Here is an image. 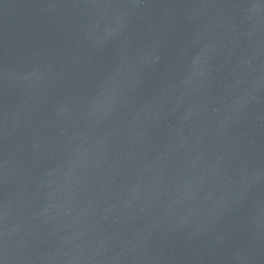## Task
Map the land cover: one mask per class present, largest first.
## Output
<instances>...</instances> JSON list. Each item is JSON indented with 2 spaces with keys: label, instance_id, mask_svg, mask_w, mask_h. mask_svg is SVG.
Segmentation results:
<instances>
[{
  "label": "water",
  "instance_id": "obj_1",
  "mask_svg": "<svg viewBox=\"0 0 264 264\" xmlns=\"http://www.w3.org/2000/svg\"><path fill=\"white\" fill-rule=\"evenodd\" d=\"M0 264H264V0H0Z\"/></svg>",
  "mask_w": 264,
  "mask_h": 264
}]
</instances>
